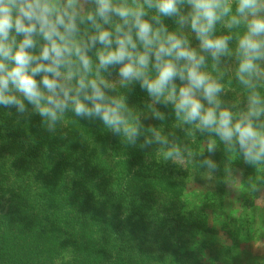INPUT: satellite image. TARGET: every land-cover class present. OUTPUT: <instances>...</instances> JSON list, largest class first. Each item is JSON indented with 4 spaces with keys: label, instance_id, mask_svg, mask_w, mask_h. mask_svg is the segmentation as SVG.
<instances>
[{
    "label": "clouds",
    "instance_id": "obj_1",
    "mask_svg": "<svg viewBox=\"0 0 264 264\" xmlns=\"http://www.w3.org/2000/svg\"><path fill=\"white\" fill-rule=\"evenodd\" d=\"M137 85L143 107L128 102ZM162 108L182 136L165 132ZM0 109L38 115L50 134L66 118L99 121L126 147L154 148L150 160L191 168L187 188L197 172L216 177L222 149L221 178L258 193L264 0H0ZM241 159L255 170L243 183L232 167Z\"/></svg>",
    "mask_w": 264,
    "mask_h": 264
},
{
    "label": "trees",
    "instance_id": "obj_2",
    "mask_svg": "<svg viewBox=\"0 0 264 264\" xmlns=\"http://www.w3.org/2000/svg\"><path fill=\"white\" fill-rule=\"evenodd\" d=\"M146 99L138 85L128 94L130 106ZM162 110L171 126V109ZM66 122L50 134L38 115L0 109V264H140L132 261V221L151 206L155 189L145 183L184 176L163 177L99 121Z\"/></svg>",
    "mask_w": 264,
    "mask_h": 264
},
{
    "label": "rangeland",
    "instance_id": "obj_3",
    "mask_svg": "<svg viewBox=\"0 0 264 264\" xmlns=\"http://www.w3.org/2000/svg\"><path fill=\"white\" fill-rule=\"evenodd\" d=\"M170 130L183 135L171 126L165 128V132ZM154 151L152 148L142 153L147 166L164 173L163 177L173 173L183 175L184 180L171 183L167 176L164 182L153 186L151 180L144 179L146 185H151L150 190H155L146 196L147 200L151 197V206L143 207V214L132 221V261L161 264L169 257L168 264H264V189L247 193L242 192L243 184L226 183L221 178L225 159L222 149L214 157L221 163L216 177L207 181L197 172L193 174L192 186L187 188L185 180L188 176L191 179V168L179 169L169 162L150 160ZM143 166L141 162L140 167ZM232 167L241 183L255 175V170L242 159ZM197 189L205 196L197 199ZM222 214L225 221L217 224ZM173 215L179 216L180 224H174ZM175 228L181 230L176 239L172 232ZM125 263L121 259L118 264Z\"/></svg>",
    "mask_w": 264,
    "mask_h": 264
}]
</instances>
